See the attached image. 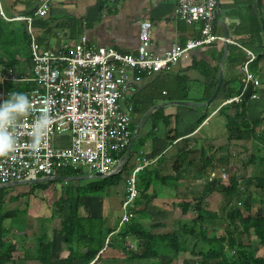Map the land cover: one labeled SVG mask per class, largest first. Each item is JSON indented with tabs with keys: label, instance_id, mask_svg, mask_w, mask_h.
Here are the masks:
<instances>
[{
	"label": "crops",
	"instance_id": "1",
	"mask_svg": "<svg viewBox=\"0 0 264 264\" xmlns=\"http://www.w3.org/2000/svg\"><path fill=\"white\" fill-rule=\"evenodd\" d=\"M41 1L0 0V12H3L8 19L17 16H34ZM175 7L176 0H56L44 19L35 20L33 29L44 50L71 52L76 45L82 44L86 48L113 49L122 55L137 57L140 46V25L148 22L153 25L149 52L156 57H162L173 46L184 45L189 40L198 39L200 34V25L186 24L177 20L174 16ZM253 16L255 20L251 22ZM0 24L5 34H11L13 28L23 30V38L17 42V45L15 42L7 41L8 47L14 45L21 47L19 63L12 68L0 67L16 69L20 75L29 74L31 57L29 41L27 40V48L24 38V32L28 36L26 25L20 22H7L1 14ZM7 28H11L10 31H7ZM214 34L227 42H217L211 46L195 49L184 56L171 70L161 74L148 75L139 72L130 74V82L121 102V108L129 113L132 138L129 146L125 148L126 154L121 159L118 158L120 154L116 156L118 171L122 160L130 152L123 169L117 173V175L121 174V178L116 185L108 187V191H113L109 201L101 203L98 208L89 207L88 211L84 207L87 202H83L82 211L80 210L81 216L102 217L106 220L109 230H116L107 237V240L115 238L120 231L122 206L128 197L127 180L141 165L143 159L149 163L144 169L152 174L156 172L161 180H155L146 193L151 195L153 201L147 207L142 206L138 209L142 211L143 216H138L135 211L133 218L146 228L153 224L163 225L153 233L164 234L181 231L184 227L191 228L195 213L190 211L184 214V204L190 202L193 205L201 196L206 200L204 210L219 216L218 219L212 220L213 216L204 221V226L209 228L210 236L214 231L217 237L226 234L227 223L222 221L221 215L228 205L238 204L243 216L246 217L244 202H236L233 205L229 204L230 200L225 202L217 192H211V185L214 181L225 182L237 173L243 174L247 169V166L244 167V164H247L245 158L247 157L248 160V157H255L256 153L264 150V138L260 137V133L264 131V121L258 128L260 139L253 137L233 143L231 147L228 141L230 134H227L224 126L226 127L232 111L220 113V110L227 106L224 104L237 97L236 94L245 85L243 69L249 58L248 52L256 57L254 64L251 63L255 70L252 73L264 81V0L261 3H258V0H220ZM11 54L10 56L14 57V54ZM2 55L3 52L0 50V58ZM260 58L261 60H258ZM251 64L249 70L252 68ZM137 78L139 81H136ZM223 84H225L224 91ZM23 85L25 84L20 86L9 84L8 88L23 94L34 88V85L28 84L30 88L22 91ZM226 91L233 93V98H223ZM260 95L261 99L258 101L245 102H249L246 107L251 113L264 116V91H261ZM248 145H252L251 154L248 153L246 147ZM262 159L264 160V157ZM176 165H179L178 170L181 172L179 180L176 179ZM210 165L217 166V169H212ZM125 166L127 169L124 172ZM142 172L143 170L137 177H140ZM60 173L56 177H64L60 176ZM79 173L83 174L84 171ZM213 173L219 178L212 180ZM248 174L247 177L257 178ZM222 175H225L226 179H221ZM92 177L97 176L88 175L85 178L92 179ZM53 182L57 181L41 184ZM41 184L31 185L30 190L25 193L16 191L7 194L5 193L7 188L18 187L10 184L0 186V195L4 196L3 209L16 214L17 210L24 211L17 209V205L22 208L24 205L22 201L28 205L26 198L32 196L37 189L41 190L37 187ZM52 188L53 184L47 191ZM251 190L255 191L254 188ZM104 194L105 192L102 196ZM109 194L105 195V199L109 198ZM18 197L20 200L17 202ZM93 199L95 198L90 199L91 207ZM255 205L260 207L258 203L252 204L253 215L259 210L254 213ZM95 210H99L97 214L93 213ZM23 216L24 214L19 217L23 219L20 220L19 225L28 223L35 229V225L39 224L37 230L41 231L28 234L24 231L25 228H22L24 230L17 234V227L12 223L5 227L7 230L12 229L6 234L5 239L16 246L17 242H20L18 255L21 253L23 256L26 252L31 255L36 254L38 238L43 236L42 228L47 231L44 238L46 242H58L56 239L60 241L59 236L53 231L56 229L53 223H59V220L48 221L52 213L42 215L40 218H29L28 221L22 218ZM9 221L11 219H7L5 223ZM215 224H221L224 230ZM180 233L182 235V231ZM129 242L131 251L140 254L138 241L130 239ZM251 242L257 257H264V246L260 245L255 236L251 237ZM68 254L62 249L57 254L60 256L59 259L53 261V264H62ZM187 254L190 258L186 261L184 258L182 264H197L194 262L196 258L191 257L190 253ZM104 256L101 261L97 258L91 264H167L169 260L164 256L159 261L129 260L116 250H108Z\"/></svg>",
	"mask_w": 264,
	"mask_h": 264
},
{
	"label": "built area",
	"instance_id": "2",
	"mask_svg": "<svg viewBox=\"0 0 264 264\" xmlns=\"http://www.w3.org/2000/svg\"><path fill=\"white\" fill-rule=\"evenodd\" d=\"M55 2L42 0L34 16L8 19L0 12L7 22L26 25L31 57L27 75L0 67V101L12 92L9 84L34 85L32 90L24 92L32 108L11 129L17 139L16 151L10 157H0V186L52 178L67 170L84 171L97 177L112 175L118 166L116 156L129 146L132 138L129 113L121 108L130 74H161L171 70L195 49L227 42L214 34L220 0H176L174 16L177 20L198 24L201 30L198 39L173 46L162 57L149 52L153 25L148 22L140 25L137 57L122 55L113 49L86 48L82 44L76 45L71 52L44 50L33 24L35 20L44 19ZM248 56L243 69L245 85L242 92L224 105L261 99L264 81L249 70L256 57L251 52ZM44 111H47L50 123L42 140L43 146L33 155L29 148L33 125ZM56 136H68L69 140L55 144ZM148 165L147 160H141V165L127 180L128 197L122 206L121 226L133 218L128 209L139 196L137 175ZM211 177L212 180L219 178L216 173ZM221 179L226 176L222 175Z\"/></svg>",
	"mask_w": 264,
	"mask_h": 264
},
{
	"label": "trees",
	"instance_id": "3",
	"mask_svg": "<svg viewBox=\"0 0 264 264\" xmlns=\"http://www.w3.org/2000/svg\"><path fill=\"white\" fill-rule=\"evenodd\" d=\"M261 2L262 0H258V3ZM254 20L255 17L253 16L251 22H254ZM9 36L10 34L3 32V27L0 24V50L3 52L0 58V66L4 68L16 66L19 63L21 54L20 46L8 47L7 38ZM24 38L28 48L29 37L26 32H24ZM11 53L14 54V57H11ZM261 58L258 60H261ZM253 68L254 65L250 70L254 73ZM29 88L30 85L25 84L22 91ZM241 89L242 87L236 96L241 93ZM222 90H225V84L222 85ZM233 96V93L226 91L222 97L228 99L233 98ZM248 103L227 105L220 110V113L223 112V114L232 111L225 127L226 132L230 134L228 141L231 147L233 143L243 142L253 137L260 139L258 138V128L264 121V116L251 113V110L246 107ZM260 137L264 138V131L260 133ZM126 151L125 149L120 153L118 158L121 159ZM256 161V157L250 156L247 164H242L246 167L248 164L253 165ZM211 167L217 169V166ZM178 168L179 165H176L177 180L181 176ZM126 169L127 166L123 171L125 172ZM78 174L79 172L63 171L60 176L75 177ZM246 174L247 170L243 174L237 173L234 177H229L225 182L214 181L211 185V192H217L225 202L228 200H237L238 203L244 202L243 208L247 214L246 217L243 216L238 204L228 205L221 215L222 221L227 223L226 234L220 237L216 236V231L210 236L209 228L204 226L205 220L213 216L212 220H215L219 216L204 210L206 200L205 197L201 196L198 200H195L193 205L190 202L184 204V214L193 211L195 218L191 228H182V235H180V230L155 234L153 231L162 228V224H153L146 228L132 218L120 227L117 236L110 238L106 245L107 237L116 230H109L105 223L106 220L102 217L81 216L80 210L83 199L91 198L92 194L102 195L108 187L118 183L121 174L103 180L102 185L99 187H84L79 195H71V189L64 190V197L53 204L52 217L48 219L50 222L60 221L59 228L53 230L59 236L60 241L56 239L58 242H46L44 238L47 231L42 228L43 236L38 238V251L35 255H31L29 252H26L23 256L18 255L20 242H17L16 246L5 239L8 231L4 227V223L7 219H12L16 213L3 209L4 196L0 195V264H53V261L59 259L60 256L57 254L62 249L69 253L62 264H91L97 258L98 261H101L108 250H116L129 260L159 261L164 256L169 258L167 264H174L179 260H183L187 253L199 258L200 264H264V257H257L251 242V237L255 236L260 245L264 246V178H251L247 177ZM155 180H161L159 175L156 172L152 174L146 169L143 170L140 177H137L139 196L129 207V213L134 214L136 211L138 216H143L142 211L138 209L142 206L147 207L153 201L151 195L146 193ZM54 183L56 182L41 184L37 187L46 192L49 186ZM252 188L255 191H252ZM86 191L89 194H86ZM20 198H17V202ZM245 199H248V201H244ZM253 203L260 204L259 210L254 215L251 212ZM22 214L25 215L26 213L17 210V220ZM130 239L138 241V247L141 249L140 254L131 251Z\"/></svg>",
	"mask_w": 264,
	"mask_h": 264
},
{
	"label": "rangeland",
	"instance_id": "4",
	"mask_svg": "<svg viewBox=\"0 0 264 264\" xmlns=\"http://www.w3.org/2000/svg\"><path fill=\"white\" fill-rule=\"evenodd\" d=\"M10 29L11 28H7V31H10ZM22 38H23V30L22 29L17 30V28L16 29L13 28V32L7 38V41L9 40L10 42H15L16 45H17V42L20 41ZM224 128H225V126H224ZM68 140H69L68 136H56V137H54V143L55 144H58V143H61V142H66L67 143ZM263 146H264V144H263ZM246 147H247V150H249L248 153L251 154L252 150H253L252 149V145H248ZM263 151H260L259 153H256L255 157L258 158V161H256L253 165H247V167H246L247 168L246 170L248 171L247 174L249 173L250 175L252 174L254 177H262V178H264V160L262 159V157H264V152ZM245 162L247 163V157L245 158ZM87 176H88L87 173L84 172L83 174L79 173L75 177H70V178H82L80 180L70 181V182L57 181L56 183L53 184V188L50 191H46L45 193L42 190H38L37 189L36 192L32 196H30L29 198H26L27 199L26 202L28 203V205L25 204L24 201H22L24 203V205H22L23 207L21 208V207H19L17 205V209L24 210V213H26V215H24L22 218L26 219L27 221H28L29 218L30 219L31 218H40V216H42V215L51 214L52 213L53 204L55 202H57L60 198L64 197V195H65L64 194V190L71 189V192H70L71 195L72 194L73 195H79L80 191H83L84 187H89V186L99 187V186L102 185V181L103 180L101 178L95 177V178H92V179H83V178H85ZM31 187L32 186L30 184H28V185L20 186L17 189H14V188L13 189H11V188L8 189L7 188L5 193L7 194V193H11V192H16V191L19 192V193H25L26 191L30 190ZM77 188H79V189L77 190ZM104 192H105V194L103 196L99 195V194H92L93 195L92 197L89 195V197H91V198H86V199L83 200V202H87L86 205H84L86 211H88L89 207L92 208V209H94L95 207L98 208V207L101 206V203H104L105 201H109L110 200V196L113 193V191H108V188H107L106 191H104ZM44 194H45V196H44ZM86 194H89V193L86 191ZM107 194H109V198L105 199V195H107ZM98 196H100L101 198L99 199ZM92 198H95V199L92 200V207H91L90 199H92ZM236 202H237V200L236 201L235 200H230L229 204L233 205ZM93 204H96L97 206L93 205ZM255 206L256 207H254V209H253L254 213H255V211L257 209L260 208L257 205H255ZM7 209H11V208L7 207ZM98 211L99 210H95V212H93V213L97 214ZM93 215H95V214H93ZM20 218H18L19 220H17V214H16L15 217L13 216L11 221L5 223L4 227H6L10 223H12L13 226L17 227V234H19L18 232L21 233L24 230V229L22 230V228H25L24 231L27 232L28 234H29V232H33L34 233L35 231H36V233H40L41 230H37L38 229L37 225H39V224L35 225L36 226L35 229H33L32 226L30 224H28V223H27V225L26 224L19 225L20 224V220H23V219H20ZM58 222L60 223V221H58ZM29 223H31V222H29ZM59 223L54 222L53 223V227L58 229L59 226L57 224H59ZM215 226H218L221 230H224V228H222L221 224H215ZM175 228H176V226H175ZM175 228H173V229H175ZM10 230H12V229H8L7 230L8 233L10 232ZM19 255L22 256L21 253ZM185 258H186L185 259V261H186L190 257L187 254V256ZM168 259L169 258H167V260ZM195 260H196V261H194L195 263L200 264V262L199 263L197 262V261L200 260L199 258H196ZM182 261L183 260L178 261L177 264H182Z\"/></svg>",
	"mask_w": 264,
	"mask_h": 264
},
{
	"label": "clouds",
	"instance_id": "5",
	"mask_svg": "<svg viewBox=\"0 0 264 264\" xmlns=\"http://www.w3.org/2000/svg\"><path fill=\"white\" fill-rule=\"evenodd\" d=\"M32 108L29 98L20 92L12 91L7 99L0 101V157H10L16 151L17 139L11 129L16 126L18 119ZM50 119L44 111L34 122L29 148L36 155L42 145Z\"/></svg>",
	"mask_w": 264,
	"mask_h": 264
},
{
	"label": "water",
	"instance_id": "6",
	"mask_svg": "<svg viewBox=\"0 0 264 264\" xmlns=\"http://www.w3.org/2000/svg\"><path fill=\"white\" fill-rule=\"evenodd\" d=\"M213 97H215V95ZM182 105H186V104H182ZM129 150H131V147H130ZM129 153L130 152H128L126 158H124L122 160V163H121L118 171H121L123 169L124 163H125L127 157L129 156ZM118 171L116 170L115 173H113L110 176H103V177H101V179H104L105 180V179H108V178H110L112 176H115V175H117ZM88 178H90V177H88ZM88 178H83V179H88ZM92 178H94V177H92ZM80 179H82V178H70V177H59L58 176V177H52V178H47V179H39V180H36V181L25 182V183H18V182H16V183L10 184V186L20 187V186L28 185V184H30V185H33V184H41V183H47V182H51V181H65V182H70V181H77V180H80ZM1 187H3V186H1Z\"/></svg>",
	"mask_w": 264,
	"mask_h": 264
}]
</instances>
